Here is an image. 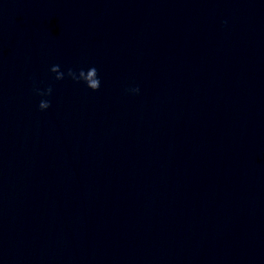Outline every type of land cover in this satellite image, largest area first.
<instances>
[{
	"label": "water",
	"instance_id": "water-1",
	"mask_svg": "<svg viewBox=\"0 0 264 264\" xmlns=\"http://www.w3.org/2000/svg\"><path fill=\"white\" fill-rule=\"evenodd\" d=\"M0 264H264V0H0Z\"/></svg>",
	"mask_w": 264,
	"mask_h": 264
},
{
	"label": "clouds",
	"instance_id": "clouds-1",
	"mask_svg": "<svg viewBox=\"0 0 264 264\" xmlns=\"http://www.w3.org/2000/svg\"><path fill=\"white\" fill-rule=\"evenodd\" d=\"M51 73L54 74L55 81H62L65 79V73L61 71L59 65H54L50 69ZM67 77L70 78L75 83L79 84L81 82L92 92L99 91L101 87V81L99 79L98 71L95 67H91L85 71L84 69H80L77 74L73 69H68ZM139 88H131L126 89V92H131L132 94H139ZM36 95L41 97H50L52 95L53 89L52 87H48L47 89L41 91L39 89H34ZM39 110L46 111L51 107V102L48 99H41L39 103Z\"/></svg>",
	"mask_w": 264,
	"mask_h": 264
}]
</instances>
